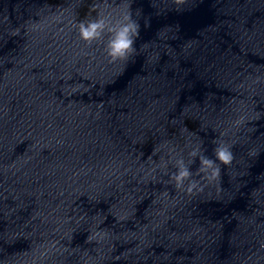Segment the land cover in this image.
Masks as SVG:
<instances>
[{
  "label": "clouds",
  "instance_id": "obj_1",
  "mask_svg": "<svg viewBox=\"0 0 264 264\" xmlns=\"http://www.w3.org/2000/svg\"><path fill=\"white\" fill-rule=\"evenodd\" d=\"M176 3L182 4L183 0H176ZM131 8V5H129ZM179 10V9H178ZM150 26L146 22L145 27ZM140 23L133 19L131 11L116 21L105 20L102 18L93 19L87 22H80L79 35L82 40L91 44L93 41H103L107 38L105 51L111 61L126 60L129 56L136 52L135 42L140 36ZM196 162L198 157L200 167L197 174L204 173L206 178L213 179L219 175L220 168L217 164L229 165L233 160V154L229 147L218 145L214 149L215 160L200 153L199 149H194L190 154ZM177 171L173 173L172 179L175 181L177 188L184 186L185 181H188L187 191L191 193L198 188L199 182L192 179L193 173L189 165L185 164L183 158L176 161Z\"/></svg>",
  "mask_w": 264,
  "mask_h": 264
}]
</instances>
